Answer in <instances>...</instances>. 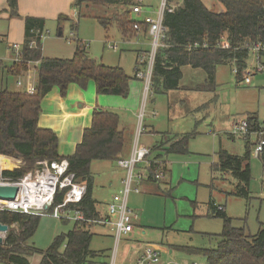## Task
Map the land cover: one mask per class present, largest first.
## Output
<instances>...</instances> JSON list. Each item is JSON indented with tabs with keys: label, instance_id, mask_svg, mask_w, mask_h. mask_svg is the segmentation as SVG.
Wrapping results in <instances>:
<instances>
[{
	"label": "trees",
	"instance_id": "obj_1",
	"mask_svg": "<svg viewBox=\"0 0 264 264\" xmlns=\"http://www.w3.org/2000/svg\"><path fill=\"white\" fill-rule=\"evenodd\" d=\"M134 1L77 0L74 6L78 10L89 5L110 8L113 10L110 17H96L100 25L107 30L115 25L121 33L133 35L135 23H139L144 31L147 29L143 21L132 18L133 7L139 5ZM7 5L10 17H18L19 0H7ZM24 22L22 62L12 64L7 73L19 77L29 70L32 63L38 62V81L34 94L0 88V156L22 160V165L16 166L2 159L0 166L7 169L3 170L2 177L18 182L34 174L40 162L67 160L69 171L79 182L87 185L83 201L72 209H79L91 222H75L72 230L55 237L47 250H40L30 242L38 230L41 216L0 211V225L9 228L3 243H0V264H30L29 259L35 255L42 257L41 264H109L107 251L91 249L96 227L92 221L102 219L93 199L92 163L121 159L129 136L120 129V116L103 109L95 110L92 126L85 130L82 142L67 158L59 154V139L55 132L39 127V118L42 101L54 88L66 96L71 85L86 89L93 81L98 95L124 97L129 94L131 78L122 68L106 66L92 57L80 41L76 42L74 56L70 60L44 58L42 36L45 35V19L26 17ZM163 24L167 29L166 46L160 48L155 56L151 80L153 93L164 94L180 89L182 68L186 66L203 70L207 79L200 89L214 92L219 66H234L238 69L236 78L242 79L249 47L264 43V0H167ZM224 42L229 48L221 47ZM196 44L199 47L194 48ZM138 65L137 61L136 72ZM247 120L251 135L263 129L257 115H249ZM169 135L163 134L161 143L152 149L155 160H163V157L172 154H188L190 140L196 133L180 138H170ZM249 137H245V153L242 156H233L220 148L216 153L217 162L211 167L213 174L231 175L236 184L230 195L247 201L251 199V149L259 141L258 137L256 144H252ZM258 158L264 169V150ZM160 169L159 164H153L150 169L152 177ZM149 182L156 183L153 180ZM63 198L64 194L58 196L55 205ZM207 216L220 218L223 222L220 235H208L214 237L216 247H182L181 250L192 256L204 257L206 264H264V224L256 235L250 236L246 228H235L233 219L214 202L210 204Z\"/></svg>",
	"mask_w": 264,
	"mask_h": 264
},
{
	"label": "rangeland",
	"instance_id": "obj_2",
	"mask_svg": "<svg viewBox=\"0 0 264 264\" xmlns=\"http://www.w3.org/2000/svg\"><path fill=\"white\" fill-rule=\"evenodd\" d=\"M66 2L67 0H34V3L30 1L29 5L27 4L28 11H41L46 18L44 44L52 51L45 52V56L70 60L74 55L76 40H79L86 45L87 52L98 61L120 66L131 77L136 76V62L139 61L141 53L145 52L147 61L143 67L148 72V59L153 49L148 33H146L148 36L146 41H150L149 43L142 39L132 41L135 35L140 34L135 31L133 35L128 34L123 40L122 34L115 25L107 30L96 20V17H110L112 9L89 5L76 10L75 2H73L58 13L64 6L60 5ZM135 2L139 3V1ZM1 3L0 0V14H4L0 16V60L3 61L8 59L6 58L9 52L8 42L21 47L23 45L25 16L19 12L18 17H10L8 12H3L5 6ZM51 4H53L52 8ZM161 4L162 0H143V13L148 12L152 19L157 20ZM63 15H68L69 19L59 20ZM61 28L64 35L59 37ZM110 45L118 46L119 50L110 49ZM9 54L13 55L12 52ZM253 61L254 57L250 56L248 68H251ZM33 67L34 65L28 71L33 70ZM138 67L143 69L140 64ZM8 78L12 89H17L15 78ZM206 79L207 75L203 70L185 67L181 89L164 94H154L150 89L146 97V81L138 78L142 92L138 114L129 108H124L123 112L117 111L120 113V121L126 123L131 131L134 130L133 140L138 131V115L143 116L144 130L141 135V144L146 147L150 146L149 140L159 139L158 134L151 137L149 133L154 131L153 126L156 133H167L172 130L175 134L196 133V136L190 140L188 154L169 156L170 172L166 177L167 183H153V187L147 191L142 188L140 194H130L128 207L139 216L137 233L131 241L126 237L118 241L111 228L103 235L102 232H105V229L98 227L99 234H95L91 249L106 250L110 258L109 264H121L125 252L131 257L139 250L143 251L146 245H152L158 249L161 262L164 264H206L204 257L189 255L180 248L216 247V240L208 235H220L223 222L220 218L207 216L212 202L225 209L227 216L233 219L235 228H246L250 236L256 235L261 224H264V169L258 156L254 154L255 146L251 149L252 180L249 201L230 195L235 190L236 184L231 175L222 179L220 174L211 172V165L217 162L216 153L220 148L233 155L245 153V137L231 138L234 124L255 114L264 126V73L253 75L252 84L246 85L241 82V79L236 78L234 66L221 65L217 68L216 91L188 89L194 85H204ZM33 81L35 84L38 81L36 69ZM120 98L124 99L123 96ZM124 100L132 101L131 98ZM257 139L258 136L252 134L250 143L255 144ZM1 157L16 166L22 165V160L17 158ZM114 164L110 161L94 162L93 170L95 174L97 173L98 182L94 184L93 195L99 203L109 199L111 190L108 186V173L111 174L114 170ZM100 166L109 167L108 173L102 174L108 169ZM0 170L3 172L7 169L0 166ZM113 196L114 194L111 198ZM99 205L103 211L106 210L101 204ZM73 227L72 221L64 223L63 220L43 216L30 243L40 250H47L55 237L69 232ZM142 232L146 234L142 235ZM0 236L6 235L0 234ZM167 250L175 251V253L168 257L165 254ZM31 259L33 264L40 263L41 260L39 255Z\"/></svg>",
	"mask_w": 264,
	"mask_h": 264
},
{
	"label": "built area",
	"instance_id": "obj_3",
	"mask_svg": "<svg viewBox=\"0 0 264 264\" xmlns=\"http://www.w3.org/2000/svg\"><path fill=\"white\" fill-rule=\"evenodd\" d=\"M167 8V0H162L159 18L157 20L151 17H146L143 20L147 26L146 33L151 37L152 51L150 52L148 64L149 70L144 69L147 61L146 53L143 52L139 56L138 63L143 68H137L136 78L146 81V97L151 89L152 72L154 60L157 51L165 47L167 38V29L163 24L164 12ZM142 12V6L136 5L132 9L134 15H139ZM134 31L143 33L144 29L139 23H135ZM74 37L73 34H71ZM46 35L42 36L44 40ZM79 40H76V42ZM110 49L119 50L118 46L110 45ZM199 47L198 44L194 48ZM222 48H229L226 42L222 43ZM22 47H12L14 62H22L21 60ZM249 53L254 57L251 68L246 69L242 73L241 82L246 85L252 83L253 75L264 73V43L259 42L249 47ZM149 54V53H147ZM235 74H238V69L235 68ZM18 85H21L20 83ZM35 88L28 91L34 94ZM143 116L139 117V126L136 137L133 142L131 154L128 158H121L116 163L117 166L124 171L125 177L122 181V190H120L112 200L106 205L108 215L100 220L92 221L93 224L107 226L114 231L116 239L119 241L122 237L130 236L135 230V222L138 216L129 209L128 200L131 193H141V187L144 182L151 180L156 183L166 179L167 165L164 160H155L152 157V149L141 144V135L143 132ZM259 137V141L254 148V154L259 156L264 150V128L255 133ZM232 136L246 137L250 134L248 120H243L236 123L232 127ZM2 161H0L1 163ZM153 164H159L161 169L155 177L150 174V169ZM0 185H11L19 188L15 201H0V211H8L20 213L24 215L49 216L57 220L72 221V222H91L79 210H73V206H78L83 201L87 193V185L77 180L74 173L69 171V162L67 160L54 162H40L39 168L34 174L25 176L18 182H10L2 177L0 170ZM64 194L63 201L55 205L56 198ZM6 235V234H4ZM5 237V236H4ZM132 264H162L158 249L152 245H146L140 255L136 257ZM197 264V263H193Z\"/></svg>",
	"mask_w": 264,
	"mask_h": 264
},
{
	"label": "crops",
	"instance_id": "obj_4",
	"mask_svg": "<svg viewBox=\"0 0 264 264\" xmlns=\"http://www.w3.org/2000/svg\"><path fill=\"white\" fill-rule=\"evenodd\" d=\"M1 1H2L1 4L5 6L4 7L5 11H3V12L7 13V9H8L7 0H1ZM30 1L32 3H34V0H19V12H21V14H23L25 16L24 18L36 17V18H43L46 21V18L44 15L41 14V11H37V10L36 11H28L27 10V4ZM43 1H45V0H43ZM76 1L77 0H67L66 3H62L60 6H62V5H64V6L59 9L58 13H60L68 5L70 6L73 2H76ZM135 1H137V2L139 1V3H137V4H140L141 6L143 5V0H135ZM52 7H53V4H51V8ZM76 10H78V9H76ZM149 14L150 13H148V12L144 14L143 10H142L141 14H139L138 17H135V15L132 14V18L134 20L143 21L146 17H150ZM3 15L4 14H0V16H3ZM64 16H65V18H63ZM68 17H69L68 15H63L62 17L59 18V20H62V21L68 20L69 19ZM45 29H46V27H45ZM121 34H122V39L125 40L127 35H125L123 33H121ZM147 37L148 36L146 35V31H144L142 34L140 33V34L135 35L132 38V41H134V40L140 41V39H142L143 41L149 43L150 41H146ZM6 39H8V34H6ZM24 39H25V22H24ZM24 39H23V42H24ZM8 43H9L8 44L9 52L13 53L12 47H14L15 44L10 43V42H8ZM15 46H19V45H15ZM19 47H21V46H19ZM50 51H52V49H50L49 47L47 49L46 45L44 44V40H43V57L49 58V57L45 56V52H50ZM115 51H118V50H115ZM9 52H8V56L6 57L8 59L3 60V61L0 60V88H3V89L5 88V89H8L9 91H14V92L30 91L32 88L36 89L37 83L36 84L34 83L33 78H34V70L35 69L37 70V67H35V66L39 65V63L38 62L32 63V65H30V68H31V66L34 65L33 70L28 71L26 73H23L19 77H13L11 75L9 76L7 73V69L9 67H11L12 64L15 63L14 60H12L13 55H10ZM250 56L251 55L249 53L247 65L249 64ZM55 58L59 59L58 57H55ZM263 62H264V58H263ZM103 64L106 66H109V67H116V66L108 65V63L107 64L103 63ZM186 67H190V66H186ZM120 68H122V67H120ZM184 68L185 67L182 68V72H183ZM194 70H199V69H194ZM128 76L131 78V81L129 83V94L127 96H124V99L131 98L132 99L131 102H128L127 100H124V99L122 100L120 97H116L114 99V98H110L112 96L98 95L97 91H96L95 83L93 81L89 82L86 89H82L78 85H71L69 87V90H68V93L66 96H62L58 88L52 89V91L46 95V97L42 101V112H41V116L39 118V127L42 129H50L53 132H55V134L57 135V137L59 139V154L61 156L67 158V157H70L74 154L76 147L82 142L83 134H84L85 130L89 129L92 126L93 114H94L95 110L103 109V110L115 112L120 116V113H118L117 111L123 112L124 108H129L131 110H134L138 114V110L141 106V93H142L140 83H139V80H137L138 78H136V76H134V77H131L130 75H128ZM8 77L15 78V80H16L15 87L17 88V89H15L16 91L14 89H12V87H11L12 85H10V81H9L10 79ZM205 82H206V80H205ZM19 83L21 85H18ZM180 86H181V83H180ZM201 86H203V85H194L188 89H190L191 91H201V89H200ZM215 91H216V89H215ZM123 116H124V114H123ZM138 117H140V116L138 115ZM259 122H260V120H259ZM260 125L262 128H264V126L261 122H260ZM152 128L154 129V131L149 132L151 134V137L158 134L157 136H159L158 137L159 139L157 141L149 140V143H150L149 148H151V149H153L154 147H156L157 145H159L161 143V141L163 139V137H162L163 134H170L169 135L170 138H173L175 136L180 138L181 136L186 135V134H184V135L183 134L182 135L181 134H175V132H173L172 130H170L167 133H162V132L156 133L155 127L153 126ZM120 129L122 131L124 130L126 132V134L129 136L128 145H127L125 151L122 153L120 158H128L131 154L132 147H133V142H134L133 131L134 130L131 131L129 126L126 125V123H122L121 121H120ZM231 138L235 139V136H233V137L231 136ZM249 140H250V137H249ZM257 141H258V139H257ZM158 154L159 153H156V155H158ZM231 155H233V154H231ZM169 156L163 157L164 158L163 160L166 161V165H167V177H168V174L170 172L169 171V163H168ZM233 156H242V155H233ZM14 160H16V159H14ZM114 163H115L114 167H113L114 170L111 172V174H109L107 172V171H109V167L100 166V167H107L106 169H108L106 171H103V173H102V174H105L107 172L108 177H109L108 186H109V189L111 191L109 194L108 201L105 200L104 203H99L97 200L94 199V195H93V199L97 202L96 209L102 218H105L108 215L106 205L114 197L113 196L111 198L112 194L116 195L120 190H122V181L125 177L124 171H122L117 166L116 162H114ZM99 165H105V164H99ZM212 165H211V167H212ZM93 168H94V162L92 163V172L94 175V184H96L98 182L97 178H96L97 173L96 174L94 173ZM211 172H212V170H211ZM220 175H221L222 179H226V177H228L229 174H225V175L220 174ZM167 180L168 179L166 178L164 182L167 183ZM152 184L153 183H151V182H144L142 187H141V191H142V188H145L146 191L151 189V187H153ZM99 204H101V206L104 207L106 210L103 211L100 208ZM224 211H225V209H224ZM138 221H139V216H138V220L136 221L137 223L135 222L134 232L130 236L127 237V239H129L130 241L134 238V236L137 233L136 228H137V226H139ZM98 227H100V229H105V232H102L103 235H105L106 232L109 231V229H110L107 226L97 225L93 230V232L95 234L98 233V231H97ZM145 234H146L145 232H142V235H145ZM97 251H99V250H97ZM102 251H106V250H102ZM141 252L142 251L139 250L137 252V254H135L134 256H131V257L129 256L128 253L125 252V254L122 256L121 264H124L126 262H130L132 264L134 262V260L136 259V257L141 254ZM174 253H175V251H172V250L165 251V254L168 257L172 256ZM33 257H31V258H33ZM31 258L29 259L30 264H33ZM40 258L42 259L41 256H40ZM109 259H108V261H109ZM170 260H172V259H170ZM37 264H41V260H40V263H37ZM162 264H164V263H162ZM167 264H171V263H167Z\"/></svg>",
	"mask_w": 264,
	"mask_h": 264
},
{
	"label": "water",
	"instance_id": "obj_5",
	"mask_svg": "<svg viewBox=\"0 0 264 264\" xmlns=\"http://www.w3.org/2000/svg\"><path fill=\"white\" fill-rule=\"evenodd\" d=\"M65 18V16L63 17ZM63 35V29H60L59 36L61 37ZM2 157L0 156V160ZM19 188L17 186H11V185H0V201H15L17 198ZM9 228L4 225H0V234H6L8 232ZM4 237L0 236V243H3Z\"/></svg>",
	"mask_w": 264,
	"mask_h": 264
}]
</instances>
